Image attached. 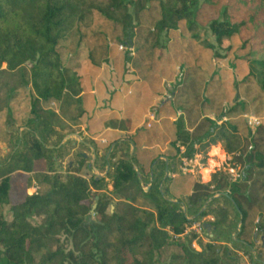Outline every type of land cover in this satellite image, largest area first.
<instances>
[{"label":"trees","instance_id":"16d2710c","mask_svg":"<svg viewBox=\"0 0 264 264\" xmlns=\"http://www.w3.org/2000/svg\"><path fill=\"white\" fill-rule=\"evenodd\" d=\"M238 2L242 16L223 4L208 20L213 43L199 20L221 0H0V72L29 74L4 113L13 122L0 160V264H264V208L241 201V183L264 168V41L243 37L251 23L264 32V0ZM77 131L106 177L82 175V152L61 170ZM217 143L245 160L237 181L184 171L198 153L197 170L206 167ZM35 183L47 190L29 193ZM207 216L213 236L184 234Z\"/></svg>","mask_w":264,"mask_h":264},{"label":"rangeland","instance_id":"374dc122","mask_svg":"<svg viewBox=\"0 0 264 264\" xmlns=\"http://www.w3.org/2000/svg\"><path fill=\"white\" fill-rule=\"evenodd\" d=\"M230 5L232 14L237 15V16H242L240 15L242 13V11L240 10V3L238 2V0H221V4L218 5V7H215V9H209V10H205L201 17H200V31L201 34L204 38L209 39L210 41H212L213 43H216L215 41V37L212 36L210 30H209V26H208V20L211 17H214L217 15L220 7L222 5ZM232 6V7H231ZM243 37L244 38H252V40L254 42H263L264 41V32H261L257 29L255 23H251V25L248 26V28L244 31L243 33ZM227 44V43H226ZM7 64L3 65L2 69H6ZM31 67L30 64H27L25 66V68L29 69ZM23 70V69H21ZM21 70L18 71H4V72H0V118L2 117V119L0 120V160L5 159L8 154L11 151V145L3 140L4 138V133L3 130L5 128H8V130L11 129L10 124L13 122V119L9 116H4V113H6V105H7V97L8 94L10 92V90L12 88H14L15 86L18 85L19 82L22 81V75L20 73ZM24 71V70H23ZM22 71V72H23ZM25 73V77L29 78V74L26 73V71H24ZM151 116H153L152 114L148 115V118L151 119ZM152 120V119H151ZM150 126V125H149ZM79 130V129H77ZM68 142L67 146L69 148V151L67 152L66 156L62 159L63 162V168H61V170H65L68 162L70 160H72L73 158V154L75 152H82L85 154V156H87L90 161L83 167L82 169V175L85 176L86 178H90L91 175L95 174L98 177H106L107 175V171L106 168H100L99 169V164H102V158H100V160L98 161V164H96L97 161V153H96V147H95V143H91V138H89L87 135L86 136H81L79 134V132H75L73 134H68L65 138V142ZM101 143L103 145H106L107 142L106 141H101ZM110 150H107L106 148L102 147L100 148V156H104L106 155L107 158H109L110 156ZM44 164L43 162H37L35 165V169H40L43 168ZM108 169V166H107ZM26 180L27 177L26 175H20V176H15L14 177V181H15V185H16V191L19 194L20 197H18V195H14L12 197V200L14 202H18L23 196L24 193L26 191ZM108 182V189L110 191L113 190V186L112 183L110 181V179H107ZM147 188V186H146ZM35 190H38L39 192H45L47 190L46 186H43L40 183H35L33 185V187L30 189L29 193H33ZM130 195H135L134 191H132V193H130ZM136 204L139 206H143V207H147L150 208V202L146 199L140 198L136 201ZM6 214L7 217L10 216L9 214V209L6 207ZM93 217H95L94 214H92ZM203 220H209V216L203 218ZM34 223H38L40 222V218H34L33 219ZM211 233V232H210ZM209 234V233H208ZM62 245L66 248V249H70L73 247L72 243L67 239L66 235L62 234L59 236ZM207 241L208 239L205 238ZM57 246V245H56ZM194 247L197 248L199 250V247L197 245V243H194ZM172 251V250H170ZM169 254V252H164L161 256V258L165 259V257H167ZM160 258V260H161Z\"/></svg>","mask_w":264,"mask_h":264},{"label":"crops","instance_id":"0c3cea01","mask_svg":"<svg viewBox=\"0 0 264 264\" xmlns=\"http://www.w3.org/2000/svg\"><path fill=\"white\" fill-rule=\"evenodd\" d=\"M246 115H248V114L244 115L245 118H247ZM101 141L107 142V139H102ZM133 149H134V146H133ZM229 156H230V159H227L223 163V165L221 167H219L215 172L222 170L227 174V176L232 181H237V179H239L242 176V173L244 171V168H245V166H244L245 162L244 161L245 160L244 161L243 160H232L233 155L229 154ZM215 159L219 160V157L217 156V157H215ZM188 166H189V172L193 173L195 176H198L203 183H209L211 181V180L208 182L203 181V173H202L201 169L197 170L196 164L192 163V164H188ZM206 167H208V165ZM215 172L211 173V176H213V174ZM253 173H254L253 174L254 177H252L246 183V185L241 183L242 186H245L244 190H243L244 191L243 193L245 194V196L241 198V201L246 202V203L256 202L255 207L264 208V168L263 169H257L256 168ZM256 173H261L263 175H257ZM228 192H230V191L228 190ZM249 196H250V198H248ZM251 196H253V197L251 198ZM215 197L218 198L219 194H217ZM227 208H229L230 213H231L230 219H233L234 218V211L232 209L231 204L228 203ZM209 217L213 218V216H209ZM240 225H241V223H239V226ZM210 235L213 236V233H210ZM235 236H236V233L233 234V237H235ZM255 239L257 242V246L262 245V247L264 248V233H261V232L257 233L255 235ZM242 263L243 264H249V260H248L247 256L244 255L242 257Z\"/></svg>","mask_w":264,"mask_h":264},{"label":"clouds","instance_id":"9594fccd","mask_svg":"<svg viewBox=\"0 0 264 264\" xmlns=\"http://www.w3.org/2000/svg\"><path fill=\"white\" fill-rule=\"evenodd\" d=\"M204 154L198 153L196 158L191 161V163L199 165L203 159ZM219 157V160L215 157ZM208 167L201 166V171L203 173V181L208 182L212 179L211 173L215 172L223 163L230 159L229 154L223 149V146L219 143L211 145L208 151Z\"/></svg>","mask_w":264,"mask_h":264},{"label":"built area","instance_id":"2783aa9c","mask_svg":"<svg viewBox=\"0 0 264 264\" xmlns=\"http://www.w3.org/2000/svg\"><path fill=\"white\" fill-rule=\"evenodd\" d=\"M246 117L248 118V122L250 125H257L259 124V119L253 115H246ZM151 119L153 120L154 119V116H151ZM185 168H184V171L185 172H188L189 171V167H188V164L187 162L185 163ZM209 220H213V218L209 217ZM207 223V220H201V221H195L191 226H189L186 231L184 232L185 235H188L190 233H195L197 234L198 236H201V237H205L208 232H207V229L205 227V224Z\"/></svg>","mask_w":264,"mask_h":264},{"label":"water","instance_id":"95a60500","mask_svg":"<svg viewBox=\"0 0 264 264\" xmlns=\"http://www.w3.org/2000/svg\"><path fill=\"white\" fill-rule=\"evenodd\" d=\"M95 209H96V204L93 206V210H92V213H93V214H94V212H95ZM205 227H206V229H207V232L210 233L211 230H212V226H211V224H210V223H206V224H205Z\"/></svg>","mask_w":264,"mask_h":264}]
</instances>
